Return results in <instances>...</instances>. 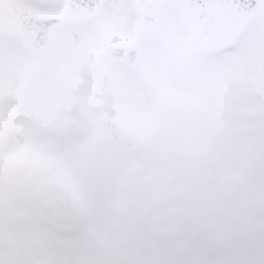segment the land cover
I'll return each instance as SVG.
<instances>
[{"label": "snow or ice", "instance_id": "obj_1", "mask_svg": "<svg viewBox=\"0 0 264 264\" xmlns=\"http://www.w3.org/2000/svg\"><path fill=\"white\" fill-rule=\"evenodd\" d=\"M0 264H264V0H0Z\"/></svg>", "mask_w": 264, "mask_h": 264}]
</instances>
